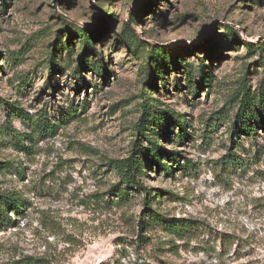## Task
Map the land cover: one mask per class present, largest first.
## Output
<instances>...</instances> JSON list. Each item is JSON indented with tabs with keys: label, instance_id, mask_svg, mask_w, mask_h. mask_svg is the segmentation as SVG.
I'll return each mask as SVG.
<instances>
[{
	"label": "rangeland",
	"instance_id": "rangeland-1",
	"mask_svg": "<svg viewBox=\"0 0 264 264\" xmlns=\"http://www.w3.org/2000/svg\"><path fill=\"white\" fill-rule=\"evenodd\" d=\"M4 3L0 192L25 206L0 225V264L26 255L48 264H264V123L255 126L252 106L254 132L228 129L243 86L258 99L264 84V0ZM152 49L167 59L159 56L149 85ZM149 107L158 118L143 134ZM42 114L57 127L39 134ZM136 144L142 181L157 194L149 209L197 225L184 239L144 224L142 193L116 204L106 193L119 182L109 160ZM160 147L177 153L163 159L169 173L154 161Z\"/></svg>",
	"mask_w": 264,
	"mask_h": 264
},
{
	"label": "trees",
	"instance_id": "trees-1",
	"mask_svg": "<svg viewBox=\"0 0 264 264\" xmlns=\"http://www.w3.org/2000/svg\"><path fill=\"white\" fill-rule=\"evenodd\" d=\"M4 5H6V0H4ZM66 23V22H65ZM228 28V27H227ZM228 30L233 33L231 28H228ZM87 30L85 28H81L78 30V33H80V37L83 40L84 44H89V34H87ZM132 41L136 42L137 46H145L144 44H141V40L138 38L136 34H133ZM58 44H56V47ZM66 49L68 51H71V46H67ZM89 49V48H88ZM90 50V49H89ZM89 50H85L83 55L80 57L81 62H83L85 59V55L88 53ZM161 54L160 50L152 49L146 57V65H147V72H146V80L148 81V84H153L154 82V74H157V76H160L161 69L156 66L159 64V56ZM164 59L165 58L164 56ZM168 60H166L167 65L165 67H171L173 64L170 62V65H168ZM89 64V63H87ZM205 65L202 63L199 69L200 74V82H205L208 78V75L203 74V71L205 69ZM92 69H98V73H106L108 69L99 68L98 64H94L91 66ZM152 67H154V70H152ZM260 95L257 99L256 97H253L250 92H248L243 86V91L240 93L239 96V108L238 111L234 117V120L231 124V126L228 127V129L234 134L238 135L243 132V134H250V132H254V127L256 125L263 127L264 123V84L260 86ZM252 106L257 108V114L259 117L255 121L254 124L249 122L248 118V112L252 109ZM13 112L21 119L27 118L28 116L23 115L20 110L17 107H13ZM143 115L141 122H144V124L140 123L138 126V131L145 134L144 131L146 130L145 123L152 121L153 118H158V115L155 114V112L152 111V108L149 107L146 111L143 110ZM57 127V124L52 123L47 120V117L45 114H42L38 117L37 122H35V130L37 133L42 134L45 133L48 130L55 129ZM156 147H158V143H154ZM140 145L136 144V148H134V151L126 158L122 159H111L108 162V165L114 169V172L116 176L119 178V182L112 185L108 192L110 195L114 196L116 199L114 200V203H120L131 200V197H133L132 192L141 194L142 193V203L146 207L145 213L142 215L141 218L144 220V224L148 223L149 221H158L164 228V230L167 233H170L174 235L177 239H184L187 233H190L191 231L196 230V224L189 218H175V217H166L163 214L159 213L157 210H151L149 209L150 205L152 204V200L156 197L150 188H148L142 181V174H143V164L141 161V158L143 156V152ZM158 154H154L153 156L155 163L159 168L163 169L165 172L169 173V168H167L166 163L163 162V159H171L176 161V152L174 151H163V148H159ZM161 152V155H160ZM161 157V158H160ZM232 163H239L236 159H231ZM25 205L23 204V201L16 197L12 196L11 194H4L0 192V225H5L7 222L11 219L9 216H7L6 212L7 210H14L17 213L22 210V207ZM175 246V245H173ZM10 264H48L46 259L44 258H38L33 257L31 255H26L24 257H21L14 262Z\"/></svg>",
	"mask_w": 264,
	"mask_h": 264
}]
</instances>
